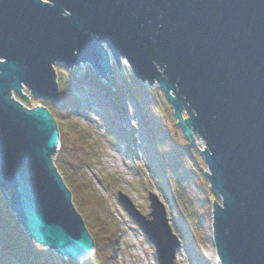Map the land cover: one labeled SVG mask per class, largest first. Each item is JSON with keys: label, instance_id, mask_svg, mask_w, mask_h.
Wrapping results in <instances>:
<instances>
[{"label": "water", "instance_id": "95a60500", "mask_svg": "<svg viewBox=\"0 0 264 264\" xmlns=\"http://www.w3.org/2000/svg\"><path fill=\"white\" fill-rule=\"evenodd\" d=\"M112 59L158 83L186 138L205 143L204 173L221 199L211 212L217 263L264 264V0H0V191L25 234L77 263L95 252L53 161L56 118L14 95L29 100L25 85L60 103L57 63L89 64L114 88ZM117 197L157 263L175 264L182 240L166 204L150 192L145 215Z\"/></svg>", "mask_w": 264, "mask_h": 264}, {"label": "trees", "instance_id": "16d2710c", "mask_svg": "<svg viewBox=\"0 0 264 264\" xmlns=\"http://www.w3.org/2000/svg\"><path fill=\"white\" fill-rule=\"evenodd\" d=\"M87 77V80H83L85 86L82 89L87 92L88 101L94 102L103 110L102 121L105 122L108 132L114 133L117 140L127 139L130 148L142 144L148 165L159 177L162 190L167 193L166 201L172 203V207L168 206L173 214L170 219L171 226L182 239L189 262L218 264L211 234L212 204L218 195L208 188L201 168L202 157L195 151V144H192L184 133L183 139L187 140L188 144H183L179 137L182 129L175 123L171 124L173 118L169 114L167 101L164 103L159 95L137 82L132 75L126 81L120 77L113 83L114 89L100 81L96 75ZM69 79L68 87L60 92L62 104L48 105L58 122L61 119L54 106L59 108V113L67 116L84 107L72 90L73 86L81 87L80 83L73 75ZM22 101L26 104L29 100L22 97ZM129 104L134 105V113L138 119V126H134V131L127 130L125 114ZM74 131L79 134V157L78 153L76 156L71 155V158L66 157L62 161L63 164L57 159L55 165L59 170L63 167L64 181L72 188L75 204L94 238V262L91 260L85 263L118 264V225L112 219L106 201L86 190V182L81 183L78 180L81 176H77L80 170L90 165L94 149L88 148L89 135L73 126L70 133ZM75 158L80 159L79 164ZM68 172L72 174H67ZM47 254L48 252L40 249L25 234L6 199L0 194V264H79L61 256L53 260Z\"/></svg>", "mask_w": 264, "mask_h": 264}, {"label": "rangeland", "instance_id": "374dc122", "mask_svg": "<svg viewBox=\"0 0 264 264\" xmlns=\"http://www.w3.org/2000/svg\"><path fill=\"white\" fill-rule=\"evenodd\" d=\"M112 63L114 69L113 76H110L112 85L113 83H116L117 80L120 79V77L124 78V81H126L130 75L134 77L127 60H123L120 67L116 66L114 60ZM55 69L57 72V82L59 84V87L62 88L61 90H64L66 89V87H68V83L70 80L69 78H71V75H73L75 77V80L80 83L79 86L81 87L73 86L72 90L75 92L76 97L82 101V104L84 106L83 108L80 107L77 112H72V114L68 116L59 113V108H57L56 106L53 107L55 108V110H57V115H59L61 119L59 122L57 121V124L60 132V137H62L63 140L61 144L62 149L59 150L54 157L55 161L57 159H60V163H62L64 158H71V155L76 156L77 153L79 157V148L77 151V146L80 145V143H78L77 145L79 134L75 131L70 133V129L73 128V126L76 130H82V132H85L87 135H89L88 142L90 145L88 146V148L92 147L94 149V155L91 157L90 165L86 166L82 170L79 169L80 173L77 174V176H81L80 179H78L81 183L86 182V190L95 193V195L101 197L106 201L107 206L110 209L112 219L118 225V233L116 239V241H118V264H158L155 257L154 246L147 241L141 229L124 210L117 197L118 192L126 194L134 202L140 212L147 215L151 211L148 195L150 192L155 193L160 198V200L166 204L169 219L173 218V214L168 207H172V203L171 201H166L165 197H167V193L162 190L159 183V177L154 173L152 167L148 165L146 156L143 152L144 150L142 149V144H136L134 147L130 148L127 145L129 144V141L127 139H125V141L117 140L113 135L114 133L111 134L108 132V128L106 127L105 122L103 123L102 121L104 113L103 110L94 102L88 101L89 99L87 96V92L82 89L85 86L83 80H87V76L95 75L92 67L89 64H83L80 67L69 70L64 66V64L57 63L55 64ZM134 79L137 82L145 85L152 92L159 95L160 99L164 103H166L167 101L169 114L171 115V118H173V123L171 124H176L178 120L176 118L175 112L168 100V97L163 92L159 84L156 83L152 87L147 83L139 81L135 77ZM99 80L104 82L100 78ZM25 94L29 96L30 101L26 102V106L29 108H34L39 104H45L44 106L47 107L48 105H51L47 101L35 99L27 90L25 91ZM14 96L16 99L22 100V98H20V96L17 94H15ZM124 103L126 104L125 101ZM126 110L127 111L125 114V118L127 122V130L134 131V126H138V119L134 113V105L129 104ZM183 115L185 118H187V115L185 113ZM176 126H178V124ZM137 134H135V137L138 138ZM179 137H181V141L183 142V144H188V141H184L183 139V132L179 134ZM195 137V143H192L189 139L188 140L192 144H195V151H198L202 157L201 153L202 150H204V148L206 147L205 143L198 135L195 134ZM77 158H75V161L77 164H79L80 159ZM202 163V171L208 172L209 170L203 157ZM62 168L63 167H61V170H59V172L63 176L62 173H64L65 171ZM67 174L72 173L68 172ZM88 184L90 187H88ZM209 184L210 183H208L207 181L208 188H210ZM66 185L68 186V183ZM68 188L72 192L73 203L75 204L74 192L69 186ZM0 194L3 195L2 193ZM215 200H218L221 203V199L219 196H217ZM36 245L45 252H48L47 255L50 256L53 260L58 259L57 257H60V255L56 254L52 249L41 247L39 244ZM94 256L95 255L93 254L85 262L87 263L91 260H93L92 262H94ZM215 259L217 263V254H215ZM85 262H83L82 264H86ZM175 264H191V262H189L187 252L183 247L177 252Z\"/></svg>", "mask_w": 264, "mask_h": 264}, {"label": "bare ground", "instance_id": "6f19581e", "mask_svg": "<svg viewBox=\"0 0 264 264\" xmlns=\"http://www.w3.org/2000/svg\"><path fill=\"white\" fill-rule=\"evenodd\" d=\"M124 61L126 60V59H123ZM123 62V61H122ZM113 64V63H112ZM113 66V65H112ZM97 77V76H96ZM98 78V77H97ZM99 79V78H98ZM101 79V78H100ZM104 81V80H103ZM104 83H105V81H104ZM107 84V83H106ZM109 85V84H108ZM111 86V85H110ZM112 87V86H111ZM59 89H60V92H61V88L59 87ZM112 89H114V88H112ZM30 91L29 90V88L27 87V86H23V93L25 94V91ZM26 95V94H25ZM31 95V94H30ZM20 96V98H22V97H24V98H26L25 96H21V95H19ZM32 97H34L35 99H38V100H40L39 98H36L35 96H33V95H31ZM27 99V98H26ZM60 99H61V93H60ZM20 100V99H19ZM25 106H26V104L22 101V100H20ZM48 103H50L51 105L53 104V105H60V104H62V100H60V103H58V104H56V103H53V102H51V101H47ZM40 105H42V106H44L45 104H40ZM27 107V106H26ZM36 107V106H35ZM45 107H47V106H45ZM29 108V107H28ZM48 109H49V107H47ZM50 110V109H49ZM50 112H51V110H50ZM52 113V112H51ZM53 114V113H52ZM55 117V116H54ZM56 118V117H55ZM57 120V119H56ZM61 144H62V140H61V137H60V140H59V145H58V151L60 150V148H61ZM57 151V152H58ZM57 154V153H56ZM56 154L53 156V161L54 162H56L55 161V159H54V157L56 156ZM0 193H1V191H0ZM148 197H149V195H148ZM149 200V199H148ZM219 260V259H218Z\"/></svg>", "mask_w": 264, "mask_h": 264}]
</instances>
